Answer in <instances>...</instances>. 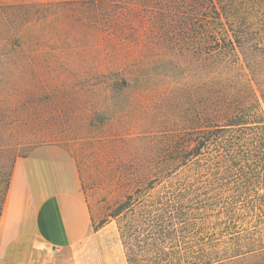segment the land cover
<instances>
[{
    "label": "rangeland",
    "instance_id": "1",
    "mask_svg": "<svg viewBox=\"0 0 264 264\" xmlns=\"http://www.w3.org/2000/svg\"><path fill=\"white\" fill-rule=\"evenodd\" d=\"M101 9L94 0H0V159L8 171L36 146L66 148L94 226L112 225L122 244L115 205L155 165L178 163L169 151L213 114L235 71L212 59L209 39L169 42L140 9L118 7L107 21ZM212 264H264V244Z\"/></svg>",
    "mask_w": 264,
    "mask_h": 264
},
{
    "label": "trees",
    "instance_id": "2",
    "mask_svg": "<svg viewBox=\"0 0 264 264\" xmlns=\"http://www.w3.org/2000/svg\"><path fill=\"white\" fill-rule=\"evenodd\" d=\"M94 3L106 21L121 6L142 10L169 42L195 36L201 47L209 39L216 47L212 59L230 74L235 71L230 89L216 90L213 114L197 119L169 151L178 163L155 165L145 184L109 215L118 222L127 264H212L262 249L264 0ZM17 158L8 171L0 159V218Z\"/></svg>",
    "mask_w": 264,
    "mask_h": 264
},
{
    "label": "crops",
    "instance_id": "3",
    "mask_svg": "<svg viewBox=\"0 0 264 264\" xmlns=\"http://www.w3.org/2000/svg\"><path fill=\"white\" fill-rule=\"evenodd\" d=\"M0 264H127L115 227L94 229L80 168L63 146H36L15 160Z\"/></svg>",
    "mask_w": 264,
    "mask_h": 264
}]
</instances>
